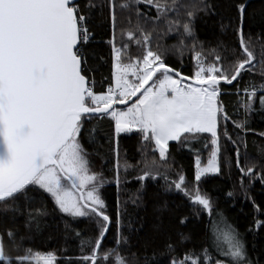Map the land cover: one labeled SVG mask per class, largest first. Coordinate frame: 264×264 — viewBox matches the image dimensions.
Listing matches in <instances>:
<instances>
[{
  "label": "snow or ice",
  "instance_id": "1",
  "mask_svg": "<svg viewBox=\"0 0 264 264\" xmlns=\"http://www.w3.org/2000/svg\"><path fill=\"white\" fill-rule=\"evenodd\" d=\"M235 7V23L220 28L223 34L231 31L236 44L218 38L206 46L195 24L201 14H215L209 0H0V213H11L13 225L16 216L25 217L23 234L13 227L0 233V264H260L201 188L202 178L225 169L231 175L233 168L246 199L251 200L249 186L264 185V148L253 157L245 139L254 131L247 126L249 114L264 111V42L245 33V3ZM96 13L110 32L111 77L100 91L89 62ZM185 55L192 62L189 74L168 63L175 58L183 65ZM254 70L261 81H248L241 89L243 74ZM222 84L236 88L242 119L232 120L224 110ZM104 119L113 129L109 139L117 158L111 178L96 168L87 146L92 141L85 139L96 130L86 126ZM230 120L239 129L235 138L227 131ZM133 133L141 142V158L136 165L127 160L121 165L119 137ZM222 137L232 145V158L221 156ZM170 142L193 153L191 180L173 167ZM131 168L139 187L129 201L140 206L145 181L154 182L163 195H180L193 215L207 216L206 245L189 246V234L158 226L159 242L145 241L139 256L131 251V227L125 234L121 219L129 201L119 197L121 173L127 182ZM106 183L117 189L114 216L101 194ZM49 205L79 240V256L57 257L24 246L42 230ZM252 207L264 216L255 201ZM162 208L174 214L176 224L189 222L187 215L168 209L167 201ZM79 222L90 224L95 235L72 227ZM110 226L108 246L103 242ZM261 229L264 219L255 218L248 230ZM5 236L23 254L10 255Z\"/></svg>",
  "mask_w": 264,
  "mask_h": 264
},
{
  "label": "trees",
  "instance_id": "2",
  "mask_svg": "<svg viewBox=\"0 0 264 264\" xmlns=\"http://www.w3.org/2000/svg\"><path fill=\"white\" fill-rule=\"evenodd\" d=\"M214 9V15L201 14L196 20V35L199 40L203 41L205 45L214 44L218 38H226L230 45L236 44V38L229 31L227 34L221 33L220 25L235 23L237 12L235 5L243 2L246 6V15L244 22V30L246 34H251L253 41L259 37L264 42V0H209ZM93 31L95 41L90 46L89 62L93 66L94 71L92 75L97 82V91L102 88L106 90L111 77V56L109 46L106 41L109 39L110 32L107 20L96 13L93 17ZM172 42L171 39L166 43ZM254 54L257 60L260 59V44L255 45ZM102 57L103 59H100ZM168 63L179 67L184 74H189L192 70V62L188 55L184 57L183 65H180L175 58H170ZM244 80L240 82L239 87L243 89L245 83L248 81L260 82L261 77L258 70L252 73H245ZM242 95V93H241ZM224 110L229 114L232 120L242 119V109L238 108V101L240 96L237 95L236 88L222 84V93L220 97ZM258 107V105H257ZM232 120L228 122L227 131L229 135L235 138L239 129H235ZM249 128L254 131L248 132L245 139L247 141V151L250 155L255 157L260 148H264V137L257 133L264 132V111H253L248 116ZM95 128L93 137H88L85 133V139L91 140L87 146L93 152L94 163L97 169L103 171L106 177L111 178L113 170L117 163V158L112 151L114 141L110 142V136L113 129L110 127L108 119L93 120L86 128ZM140 141L136 134L121 135L119 137V162L123 165L125 160L132 165H136L141 158L139 151ZM222 152L223 159L233 157L232 145L227 144L222 137ZM243 152V149H242ZM170 154L173 158V167L175 169H182L186 177L191 180L194 175V156L193 153L187 149H177L175 143L171 144ZM206 158L207 151H203ZM135 168L128 171L126 181L125 175L121 173L122 183L120 185L119 197L121 202L129 201V196L136 192L139 187V182L133 178ZM145 195L143 202L139 207L127 203L126 212L122 215V230L128 234L129 225L131 227V251L141 255L144 252L143 244L145 241L155 240L159 242L158 226L165 230L181 231L189 234L192 237V244L189 246L199 247L206 245L209 234L208 219L203 213L199 217L193 215L191 209L188 207L187 201L178 194L172 193L163 195L159 187L150 181L144 182ZM202 191L207 192L214 201L215 209H218L227 222L231 224L238 232L243 235L246 248L249 256L254 260H259L260 264H264V229L256 232H251L248 229L252 226L255 218L264 219V216H259L253 207L252 201L264 210V185L258 181L248 187L247 193L251 200L245 198L244 193L240 191L238 185V173L233 168L231 175L227 174V170H222L221 175L210 176L203 178L201 181ZM228 191H234V197L226 196ZM102 197L107 204V211L109 215L114 216L117 189L114 183H106L101 189ZM167 201L168 209L175 212L183 213L189 217V222L185 225H178L175 223L174 214L162 208L163 203ZM179 205V208H177ZM50 214L44 218V226L40 232L32 234L30 240L24 241L25 247H31L34 250L42 252L52 251L57 257H76L80 255L79 240L74 233L66 232L64 223L59 214L52 211L49 205ZM11 213H0V233L6 227H13L14 230H19V233L25 232L24 222L25 217L22 215L16 216L14 225L9 219ZM73 228L87 231L90 235H95L92 232V226L85 222H79L72 225ZM114 228L110 226L109 233L103 244L111 246L113 241ZM6 251L10 255L16 256L23 254V248H14L8 241L7 236L4 237ZM150 251V249H149ZM67 264V262H61Z\"/></svg>",
  "mask_w": 264,
  "mask_h": 264
},
{
  "label": "rangeland",
  "instance_id": "3",
  "mask_svg": "<svg viewBox=\"0 0 264 264\" xmlns=\"http://www.w3.org/2000/svg\"><path fill=\"white\" fill-rule=\"evenodd\" d=\"M122 135H124V134H122ZM172 143H175V142H170V149H171V144H172ZM196 147L199 148L200 145H196ZM210 176H216V175H211V174H210V175H208V176H206V177H210ZM206 177H204V178H206ZM202 179H203V178H202Z\"/></svg>",
  "mask_w": 264,
  "mask_h": 264
},
{
  "label": "water",
  "instance_id": "4",
  "mask_svg": "<svg viewBox=\"0 0 264 264\" xmlns=\"http://www.w3.org/2000/svg\"><path fill=\"white\" fill-rule=\"evenodd\" d=\"M246 6H247V4H246ZM234 84L236 83V82H233ZM228 86H232V85H228Z\"/></svg>",
  "mask_w": 264,
  "mask_h": 264
}]
</instances>
